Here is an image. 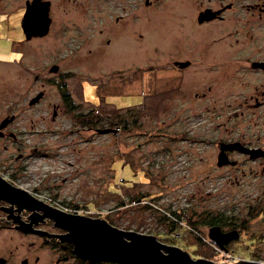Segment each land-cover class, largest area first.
<instances>
[{"label": "rangeland", "instance_id": "rangeland-1", "mask_svg": "<svg viewBox=\"0 0 264 264\" xmlns=\"http://www.w3.org/2000/svg\"><path fill=\"white\" fill-rule=\"evenodd\" d=\"M198 2L92 0L91 15L77 19L80 23L53 25L46 37L26 43L21 31L26 0H0V106L44 91L43 100L29 113L45 119L26 135L27 142L46 145L27 162L28 186L40 188L44 197L120 229L141 230L139 224L154 214L156 225L143 226L142 232L167 236L166 242L175 243L193 259L264 264V160L235 155L237 166L215 168L207 154L201 162L199 156L184 153L183 125L171 118L180 115L181 108L155 114L150 105V61L186 55L179 35L230 31L232 37L223 47L228 59L236 62L232 66L237 68V81L229 96L223 93L219 115L211 125L220 136L253 141L260 137L264 144V107L244 104L259 77L245 70L242 60L264 51V16L257 20L242 6L252 0H236L229 25L195 29L191 15ZM175 4L183 11L172 17L169 9ZM136 14L141 22H134ZM116 16L123 18L125 31L113 46H106ZM51 63L59 66L57 74L49 72ZM166 71L162 67L157 72ZM63 91L75 103L82 102V109H91L92 121L97 120L91 135L67 136L65 140L73 143L65 156L55 147L63 140L56 141L52 131L58 126L73 128L71 114L51 118L53 104L64 106ZM111 121L117 124L108 126ZM107 126L118 131H96ZM85 204L87 208L82 207ZM212 225L237 231L228 249H219L209 239Z\"/></svg>", "mask_w": 264, "mask_h": 264}, {"label": "flooded vegetation", "instance_id": "flooded-vegetation-1", "mask_svg": "<svg viewBox=\"0 0 264 264\" xmlns=\"http://www.w3.org/2000/svg\"><path fill=\"white\" fill-rule=\"evenodd\" d=\"M33 1L26 0L22 23L26 11ZM38 1L41 4H46L48 30L43 35L27 36L28 31H24L22 27L21 31L26 43L32 39L46 37L51 32L53 25L67 22L72 25L80 23L77 19L82 20L81 17H86L87 14L91 15L92 12V0ZM146 5L152 7V4L146 3ZM242 6L246 10H251L257 20L264 16V0H252L251 3ZM236 7V0H199L191 15V26L195 29L218 25L227 26L232 22ZM181 10L182 7L175 4L169 9V13L174 17L180 14ZM200 15L204 17L202 20H199ZM114 22L116 26H114L115 29L111 33V37L106 38V46L110 44L113 46L117 36L123 37L122 33L125 31V29L121 30L124 25L123 18L116 16ZM134 22H141L139 14H136ZM177 34L179 35V32ZM231 37L230 31L225 34H214V31H210L203 36L179 35V39H182L188 50L186 55L169 56V58L163 59L164 62L150 61L148 66L150 74L149 101L154 113H169L173 107H180L181 114L172 115L171 118H174L173 122L183 125L180 129V140L184 143V153L199 156L201 162L204 161L205 155H211L210 164L215 168L237 166L238 161L234 159L235 155L249 157L244 148L233 146L236 142H240L245 148L264 150V144L260 142V137L253 141L252 139L233 138L230 135L220 136L215 134L216 129L211 125V123H215L219 115L217 108L222 106L220 99L223 93L229 96V91L234 88L235 81H237L235 74L237 68H234L236 62L231 57L228 59L227 52L223 47ZM30 47L33 48L28 44V49H31ZM262 50H264V46ZM242 60L245 61L244 66L248 67L245 70L259 77V82L254 85V93L247 97L248 100H244V104L262 108L264 107V69L254 67L253 63H264V51L259 50L254 57ZM52 66H57L56 72L51 71ZM162 67L167 71L163 75H158L157 71ZM48 70L57 74L59 66L56 63H51ZM136 71L135 69L134 72ZM39 92H43L42 97L37 102L30 104V100ZM62 96L64 106L53 104L51 118L55 120L60 114L67 111L71 114L69 118L73 128L72 126H58L57 130L52 131L56 141L63 140V142H56L55 147L56 150H61V154L65 156L73 143L65 140L67 136L77 133L89 136L93 128L91 109H82L80 105L82 102L75 103L69 92L63 91ZM43 98L44 91L38 90L27 100L15 99L6 102L2 107L0 106V264H126L81 257L75 251L74 243L69 240L70 231L57 225L50 216L51 209L49 207L70 214L85 215L83 211L72 207V209L66 208L55 203L52 199L41 195L38 187L31 186L29 188L30 164L27 162L35 154L40 153L39 146H46L43 141L27 142L26 135L33 133V125L41 124L45 119L44 116L34 119L29 111ZM178 101L179 104L176 103ZM224 106L229 107L231 104L226 103ZM206 124L210 126L205 131ZM101 129H111V132L118 131V129L108 126ZM36 130L41 132V129ZM209 131L212 132L208 133ZM42 135H44V131H42ZM87 141L88 139L85 138V142ZM223 154L229 162L219 165V155ZM254 159L264 160V155ZM88 204L84 205L85 208ZM145 220V224L144 222L139 224L142 226L141 230H121L154 236L158 242L165 246H176L175 243L165 241L168 240L167 236L142 232L143 226L156 225L158 219L154 214H149ZM212 243L215 245L213 241ZM230 243L231 241L224 244L225 248ZM162 252L165 253V250L162 249Z\"/></svg>", "mask_w": 264, "mask_h": 264}, {"label": "water", "instance_id": "water-1", "mask_svg": "<svg viewBox=\"0 0 264 264\" xmlns=\"http://www.w3.org/2000/svg\"><path fill=\"white\" fill-rule=\"evenodd\" d=\"M148 3V1H146ZM204 17L200 15L199 20ZM27 36L43 35L48 30L46 20V4H41L38 0L26 11V16L22 23ZM254 67L264 69V63H253ZM57 66H52L51 71L56 72ZM43 95L39 92L30 100V104L37 102ZM99 132H111V129H96ZM235 147H242L250 158L264 155V150L260 148H245L236 142ZM229 160L223 155H219V165L228 163ZM50 216L57 225L67 228L70 231L69 240L74 243L75 251L84 258L94 260H110L123 262L126 264H226L215 263L204 258L193 259L187 251L176 246H165L158 242L154 236L139 234L134 231H124L103 218H93L90 216L70 214L56 208H51ZM209 239L222 250H226L224 244L236 239V230L222 231L219 226L209 229ZM165 250V253L162 252ZM239 264H260L257 261L239 260Z\"/></svg>", "mask_w": 264, "mask_h": 264}, {"label": "trees", "instance_id": "trees-1", "mask_svg": "<svg viewBox=\"0 0 264 264\" xmlns=\"http://www.w3.org/2000/svg\"><path fill=\"white\" fill-rule=\"evenodd\" d=\"M96 124H97V120H95V121H92V125H94V126H95ZM116 124H117V123H114V122H112V121H111V122H110V124H108V126H109V125H111V126H112V125H116ZM131 202H134V200H133V201H131ZM82 207H83V208H85V206H82ZM262 213H264V209H263ZM218 223H221V222H218ZM209 224H215V222H212V223H211V222H209ZM220 228H221V227H220ZM241 254H242V255H244V252H242ZM246 255H247V253H246ZM245 257H248V256H245Z\"/></svg>", "mask_w": 264, "mask_h": 264}]
</instances>
